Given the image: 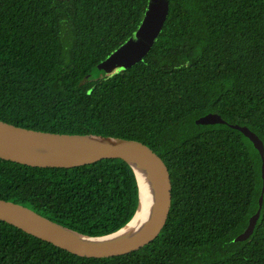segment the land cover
<instances>
[{
  "label": "trees",
  "instance_id": "obj_1",
  "mask_svg": "<svg viewBox=\"0 0 264 264\" xmlns=\"http://www.w3.org/2000/svg\"><path fill=\"white\" fill-rule=\"evenodd\" d=\"M148 7L149 0H0V121L139 141L172 180L168 222L138 251L79 257L0 221V264H264L263 160L233 128L247 127L264 145V0H169L150 51L94 78ZM210 113L225 123L197 124ZM0 199L107 236L134 217L139 187L123 160L62 169L0 159ZM258 213L254 232L238 240Z\"/></svg>",
  "mask_w": 264,
  "mask_h": 264
},
{
  "label": "water",
  "instance_id": "obj_2",
  "mask_svg": "<svg viewBox=\"0 0 264 264\" xmlns=\"http://www.w3.org/2000/svg\"><path fill=\"white\" fill-rule=\"evenodd\" d=\"M168 11L169 0H149L148 11L142 23L128 40V53L138 51L144 57L150 51L164 26ZM119 71L121 70L117 72ZM87 79L88 77L84 81ZM224 123L222 117L215 113L197 120L199 125ZM233 128L253 142L263 159V142L247 127L233 125ZM0 159L36 168L62 169L114 159L123 160L133 169L139 187V206L132 220L112 235L82 234L25 206L0 199V221L71 254L97 259L128 255L155 241L168 222L172 206L170 171L153 150L139 141L95 134L42 132L0 121ZM140 179L149 185L151 191L144 210ZM138 214L145 215L143 221L138 227L125 232Z\"/></svg>",
  "mask_w": 264,
  "mask_h": 264
},
{
  "label": "rangeland",
  "instance_id": "obj_3",
  "mask_svg": "<svg viewBox=\"0 0 264 264\" xmlns=\"http://www.w3.org/2000/svg\"><path fill=\"white\" fill-rule=\"evenodd\" d=\"M125 43L123 46H121L119 49H117L106 61L102 62L93 72L92 76L94 78H99L105 74H111L114 72H117L118 70H123L126 68L131 67L132 65L139 62L143 56L141 54L134 52L128 53V49L130 46ZM259 151V150H258ZM260 153V151H259ZM261 155V153H260ZM262 158V157H261ZM263 166H262V178L264 183V156H263ZM260 218V213H258L256 216H254L249 221V226L246 232L241 235L238 240H245L254 232V229L256 227V224Z\"/></svg>",
  "mask_w": 264,
  "mask_h": 264
},
{
  "label": "bare ground",
  "instance_id": "obj_4",
  "mask_svg": "<svg viewBox=\"0 0 264 264\" xmlns=\"http://www.w3.org/2000/svg\"><path fill=\"white\" fill-rule=\"evenodd\" d=\"M140 185H141V199H142V204L144 205L143 208L144 210L146 208L148 198L151 195V191L149 185L141 181V179H140ZM144 217H145L144 214H138L134 222L125 230V232H129L135 226L138 227L139 224L143 221Z\"/></svg>",
  "mask_w": 264,
  "mask_h": 264
}]
</instances>
